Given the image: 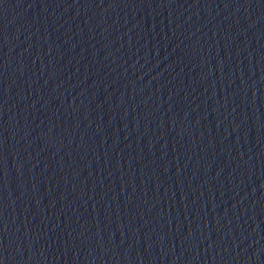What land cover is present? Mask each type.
<instances>
[{
    "label": "water",
    "instance_id": "95a60500",
    "mask_svg": "<svg viewBox=\"0 0 264 264\" xmlns=\"http://www.w3.org/2000/svg\"><path fill=\"white\" fill-rule=\"evenodd\" d=\"M3 264H264V0H0Z\"/></svg>",
    "mask_w": 264,
    "mask_h": 264
},
{
    "label": "snow or ice",
    "instance_id": "6c2138e0",
    "mask_svg": "<svg viewBox=\"0 0 264 264\" xmlns=\"http://www.w3.org/2000/svg\"><path fill=\"white\" fill-rule=\"evenodd\" d=\"M0 264H3V261L2 260H0Z\"/></svg>",
    "mask_w": 264,
    "mask_h": 264
}]
</instances>
